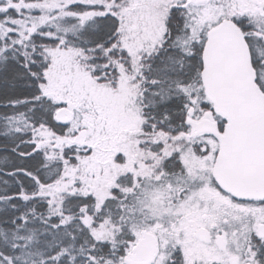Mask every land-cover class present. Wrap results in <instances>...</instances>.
<instances>
[{
  "label": "snow or ice",
  "instance_id": "1",
  "mask_svg": "<svg viewBox=\"0 0 264 264\" xmlns=\"http://www.w3.org/2000/svg\"><path fill=\"white\" fill-rule=\"evenodd\" d=\"M0 264H264V0H0Z\"/></svg>",
  "mask_w": 264,
  "mask_h": 264
}]
</instances>
